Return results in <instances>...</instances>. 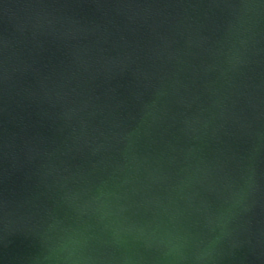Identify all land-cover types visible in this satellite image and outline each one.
Here are the masks:
<instances>
[{
  "label": "water",
  "instance_id": "1",
  "mask_svg": "<svg viewBox=\"0 0 264 264\" xmlns=\"http://www.w3.org/2000/svg\"><path fill=\"white\" fill-rule=\"evenodd\" d=\"M0 264H264V0H0Z\"/></svg>",
  "mask_w": 264,
  "mask_h": 264
}]
</instances>
